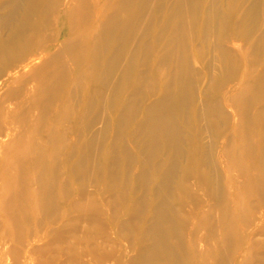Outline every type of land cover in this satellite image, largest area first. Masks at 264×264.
<instances>
[{
    "label": "bare ground",
    "instance_id": "6f19581e",
    "mask_svg": "<svg viewBox=\"0 0 264 264\" xmlns=\"http://www.w3.org/2000/svg\"><path fill=\"white\" fill-rule=\"evenodd\" d=\"M105 1L108 4L102 0L0 1V65L16 73L23 66L12 80L21 85L19 92L11 94L23 97L22 114L10 122L24 132L10 140V157L17 162L27 157L40 174H48L53 169L54 144L60 143L63 175L79 182L96 162V179L103 176L110 181L106 190L115 187L122 193L125 186L134 188L129 199L118 196L121 211L128 216L118 231L129 230L139 239L129 264H185L184 260L227 264L225 251L231 264H248L249 246L242 249L240 244L255 215L242 195L256 193L254 171H264V0ZM109 9L111 13L104 17ZM147 11L157 20H145ZM50 26L48 45L46 35L38 37ZM35 38L37 50L30 53ZM31 57L39 59L38 68L25 65ZM81 80L92 86L83 88L84 103L73 117L70 85ZM112 108L119 112L116 118L102 116ZM34 112L37 116L30 118ZM73 118L82 126L77 127ZM3 125L0 119V128ZM52 126L56 131L51 137L40 138L39 144L32 139ZM130 128L138 137L137 152L144 154L141 160L130 154L123 160L117 156L115 140ZM70 130L80 131L85 150L66 151L72 140ZM134 162L138 173L129 177L128 167ZM27 169L20 162L1 184L0 193L6 196L3 214L16 244L23 243L31 216L29 193L32 210L57 219L52 216L48 177L33 185L22 180L20 188L12 191ZM194 177L203 195L195 191ZM221 179L226 190L223 198ZM77 192L78 198L73 199L60 185L59 196L73 199L68 200L71 210L92 212L87 217L91 232L58 231L52 240L61 245L58 254L67 255L59 264H101L117 250L109 246L103 222L106 201L91 195L84 202L85 193ZM207 211L217 218L213 234L208 241L201 234L199 247L190 246L184 259L182 239L184 233L192 235L185 232L184 223L192 227L199 220L204 227L207 220L200 215ZM147 212L152 213L150 218ZM67 215L66 209L60 212V218ZM20 228L25 233L16 236ZM9 251L20 254L16 246ZM89 255L91 263L83 259ZM240 256L245 262L238 260ZM256 264H264V255Z\"/></svg>",
    "mask_w": 264,
    "mask_h": 264
},
{
    "label": "rangeland",
    "instance_id": "374dc122",
    "mask_svg": "<svg viewBox=\"0 0 264 264\" xmlns=\"http://www.w3.org/2000/svg\"><path fill=\"white\" fill-rule=\"evenodd\" d=\"M0 1H4V0H0ZM101 3L105 5L108 4V2L105 0H102ZM110 13H111V9L107 10L105 12L104 17H106ZM104 19L105 18H103V20ZM103 20L99 21V23L100 24L103 23ZM145 20L151 22V20L156 21L157 18H155V16L151 12L147 11ZM49 28L50 29L48 30H43L45 32L42 31L41 35L38 37V40H39L40 38H44V35H46L49 38V40L46 42V44L48 45L51 42L50 41L52 37L51 34L53 33V30H51L52 27L50 26ZM96 33L97 32H94L95 35ZM35 39L33 41V44L29 48L30 53L31 52L34 53L35 50H37V43H36L37 39L36 40ZM50 53L51 52L47 53L46 56H49ZM31 58H29L30 60L26 59L24 61L26 63L25 65L27 66V68H29L30 66H31L30 67L31 69L38 68L39 62H40L39 59L34 58V57L32 59ZM64 63L65 64L63 65H64V69H66L65 70L66 75H68L69 77L70 76L69 66L67 65L66 62ZM20 69L17 70V73L14 71L12 72V69L10 72H8V69L6 70V68H3L0 65V119L2 123L4 124L0 128V191H1V184H2L3 178L8 174V172H15V170H17L18 168V164L22 162L26 164V166H28V169L26 171V177L24 176V174H19L18 179H17L18 187L12 186V191L15 192V190L17 191V188H20L19 186L22 180L23 181L25 180V184L33 185V183L39 180L40 177L41 178L48 177L50 181L49 189L51 188L50 189L51 195L53 194L52 195L53 205H51L52 206L51 208L53 210L52 216L56 217L57 219H54V221H52L53 219H48L47 215L43 211L39 210L38 212H35L34 210H32V208H34L33 200H32L33 195H31V193L28 192L29 193L28 198L30 202L28 203L27 208L31 212V216H30L31 218L29 217L26 233H25V229L20 228V229L15 230L16 236L22 235L23 233H25L23 243L16 244L15 242L11 240L10 235H9L10 234L9 229H10L11 224L10 222L5 221V217L3 214V204H4V201L6 200V196L0 193V264H59L60 262L65 261L67 259V255L61 256V254H58V249L61 247V245L52 240L55 234L64 228L66 230H70V228L72 229L76 228V230L79 229L78 232L80 231L79 232L80 234H84L85 232H91L87 217L90 216L92 212L89 210L78 212V211L69 209V206H68L69 199H67L68 197L61 198L59 196L60 185L61 187L63 186V188H65L66 191H68V195L72 197L73 199L78 198V196H76L75 194L78 190H82V192L85 193V197H84L85 199L83 198L84 202L87 201L86 198L91 195H94L96 197H101L104 199V201H106L105 202L106 204L103 203V208H104V215H102L103 222L105 224V228L108 233V239H109L108 244L109 246L115 247L117 250L115 251V253H113V255H111L109 258L103 259L100 263L101 264H129V260L134 255V249H136L139 246V239H138V236H136V234H132V232H130L129 230H124L122 234L119 233L118 231L117 226L120 225V223H122L128 217V216L125 217V215L121 211L122 203L118 199V196L124 194V197L126 196V198L129 199L134 194L133 192L134 188L131 189L129 186L128 187L125 186V188L122 189V193H120L119 189L115 187H113L110 190H106L105 185L109 183L110 181L107 178H104L103 176H101V178L99 179H96V177L94 176V167L95 166L98 167L99 163L96 164V162H93V161L92 162L94 164L92 163L89 174L86 176L87 178H84L79 182L75 180L74 178L69 177L67 174L63 175L59 170L61 169L62 162H61V158L58 157V155L61 154V152H63L64 147L61 149L60 143L54 144L55 147H53V151H54L53 169L48 174L45 173L43 175V171H41L42 174H40L39 169L37 170L34 167L33 163L27 157H22V159L18 162L14 158L10 157V153H9L10 152V144H9L10 140L14 137L20 136V134H23L24 132L22 128H20L17 124H13L10 122L12 118L15 117L16 115L22 114L20 101H21V98L23 97L21 95L17 96V94L11 95L12 93L19 92L18 86H21V85H19V83L18 84L15 82L13 83L12 80L13 78H16L21 72H23V70L22 69L20 70ZM49 70L51 71L52 68ZM8 79L10 80L7 81ZM89 85L92 86V84L88 83L85 80H81L80 83H73V82L71 83L70 91L72 94L69 97L68 103H69V108H70L69 111L74 115L73 117H76L75 113L78 111L79 106L84 103L83 102V88L85 89ZM6 111L8 113H6ZM118 113L119 112L118 110H116V108H112L110 110L103 111L102 116L107 117L109 115H112L113 118H116ZM37 114H38L37 112H34L32 115H30V118H35ZM52 116L53 115H50V119H52ZM72 120L74 124L78 125L77 127L82 126V123L79 119L73 118ZM252 122H253L252 123L253 126H257V124L254 121ZM99 126L100 124H97L95 129L98 130ZM132 128H130V130L126 129L125 131H122L120 136L117 137L115 140L116 142L115 149L117 152V156L119 157L120 160L125 159L126 154H130L131 156L135 157L136 160H141L142 156H144V154L139 155V153L137 152L136 146L138 144V137L136 138V136L132 135V132H133ZM54 131H56L54 126L48 128L47 130L43 129L41 133L34 135L32 139L37 144H39L38 140H40V138L45 139V138H48V136L51 137L54 134ZM7 132H10L9 136H7ZM79 132L80 131L78 130H73V132L70 130L69 136L72 138V140H68L71 144L68 146V150L65 149L66 151H69V152L73 151L71 150L72 147H80L84 150L86 149L84 140L81 139V137L79 136L80 135ZM48 146H50V144ZM101 149L102 147H99L97 151L100 152ZM57 160L59 162H57ZM94 160H96V157H94ZM248 166L250 168L253 167L251 164H249ZM128 168H129L128 171L130 172L129 177L138 173V167L135 166V162L132 163L130 167ZM254 174L256 176V179H257L256 184L259 187V189L256 191V193H254L251 196L244 197L242 195V198L244 202L248 204L251 213L253 214V216L255 215V220L253 224L251 225L250 228H248V230L245 233H243L246 236V240L243 241L242 244H240L242 249H244L246 246H249L250 256H252V258L248 264H256L257 260L261 256L264 255V219L261 220L259 218L260 214L264 215V171L256 170L254 171ZM62 177L64 178V181ZM192 182L195 184V189H196L195 191L197 192L198 196L201 194L203 195V193L197 187L198 178L194 177L192 179ZM221 182H222L221 191H222V198H223L226 196V190H225V185L223 183V179H221ZM209 186L211 187V185ZM137 193L138 195L142 194L141 192H137ZM208 198L210 199V202L212 204L213 202H215V200H212V198L209 195H208ZM73 199L70 198L69 201ZM222 206H223V203H221V207ZM63 209H66L68 211V215L67 217L60 218V212ZM241 210L242 212L244 211L243 208H241ZM182 213L188 214L187 210H184ZM151 214L152 213H149V212L145 213L146 218H150ZM202 216L203 218L205 217L207 220L204 227H201L202 224L199 225L201 222L199 220H197L198 221L196 223L197 225L194 224L192 227L189 226V223L188 224L184 223L185 225L183 227L186 230L185 232L188 231V233L190 232L192 234L188 236L187 233H184V236L182 239L184 259L187 257L185 255H187V252L189 251L190 246L196 249L199 247V242H201V239H200L201 234L203 238L202 240L204 241L206 240L208 241L209 238L213 234L212 233L213 225L217 223V218H215L214 212L207 211L206 213L201 214L200 218H202ZM133 217L137 218V215H133ZM72 221H75L73 227H71L72 224L71 226L69 225V223ZM14 246H16V248L20 251V254L15 255V256L9 253L10 252L9 250ZM224 255L226 257L227 264H231L230 262L231 256L229 254V251H225ZM90 258H91L90 255L87 257L86 256L83 257V259L88 263L90 261ZM238 260L245 262V259L242 256H240ZM186 262L187 261L184 260L185 264H189Z\"/></svg>",
    "mask_w": 264,
    "mask_h": 264
}]
</instances>
